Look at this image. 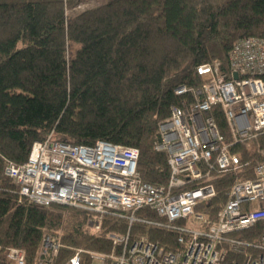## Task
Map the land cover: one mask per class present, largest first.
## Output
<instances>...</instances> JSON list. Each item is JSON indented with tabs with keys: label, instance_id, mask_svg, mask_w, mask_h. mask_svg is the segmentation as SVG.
<instances>
[{
	"label": "trees",
	"instance_id": "obj_1",
	"mask_svg": "<svg viewBox=\"0 0 264 264\" xmlns=\"http://www.w3.org/2000/svg\"><path fill=\"white\" fill-rule=\"evenodd\" d=\"M244 37L264 38V0H0V264H11L10 247L25 251L26 264H37L47 233L64 246L54 264H64L73 248L111 252L108 235L129 230L117 214H106L93 231L94 214L86 209L21 198L19 185L4 172L5 158L23 163L33 142L51 134L75 145L106 140L138 148L142 180L167 184L168 156L155 143L171 106L191 98L176 89L202 87V64L220 62L226 70L231 49ZM212 114L230 142L221 107L213 106ZM231 150L249 164L214 179L216 197L196 207L212 221L232 185L252 178L264 161V134ZM137 216L160 220L149 209ZM263 234L260 221L231 236L252 244ZM130 235L169 250L184 248L179 232L141 221ZM227 258L243 260L234 252Z\"/></svg>",
	"mask_w": 264,
	"mask_h": 264
},
{
	"label": "built area",
	"instance_id": "obj_2",
	"mask_svg": "<svg viewBox=\"0 0 264 264\" xmlns=\"http://www.w3.org/2000/svg\"><path fill=\"white\" fill-rule=\"evenodd\" d=\"M197 71L205 78L202 87L179 86L176 94L189 92L191 98L171 106L170 116L159 123L155 149L168 156L167 184L142 180L138 148L106 140L75 145L51 134L33 142L23 163L5 158L4 172L19 185L21 198L40 206L86 209L94 214L89 220L93 231L100 230L109 213L128 220L126 234L108 235L114 246L111 252L73 248L64 264H85V257L88 264H264V234L252 244L231 236L264 221V161L254 166L252 178L232 185L216 220L196 210L216 197V177L238 173L249 164L231 147L264 134V38L239 39L226 70L214 62L198 66ZM215 105L224 113L230 142L212 114ZM141 209H149L160 220L139 218ZM136 221L179 232L178 242L184 248L169 250L146 236L132 239L130 229ZM62 247L57 235L45 234L37 264H54ZM228 252L243 260L229 261ZM6 257L11 264H26L20 248H8Z\"/></svg>",
	"mask_w": 264,
	"mask_h": 264
},
{
	"label": "water",
	"instance_id": "obj_3",
	"mask_svg": "<svg viewBox=\"0 0 264 264\" xmlns=\"http://www.w3.org/2000/svg\"><path fill=\"white\" fill-rule=\"evenodd\" d=\"M235 77L237 78V75Z\"/></svg>",
	"mask_w": 264,
	"mask_h": 264
}]
</instances>
